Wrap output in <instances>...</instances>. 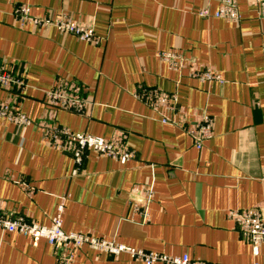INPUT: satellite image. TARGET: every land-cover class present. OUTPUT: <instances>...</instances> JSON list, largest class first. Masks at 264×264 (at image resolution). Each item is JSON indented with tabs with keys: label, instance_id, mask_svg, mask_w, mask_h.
<instances>
[{
	"label": "crops",
	"instance_id": "1",
	"mask_svg": "<svg viewBox=\"0 0 264 264\" xmlns=\"http://www.w3.org/2000/svg\"><path fill=\"white\" fill-rule=\"evenodd\" d=\"M236 1L237 22L200 17L221 0H0V65L28 85L21 96L0 90V102L32 121L19 128L0 118V211L49 227L64 205L66 233L212 264H264V245L255 257L231 217L264 214V18L253 0ZM21 7L92 29L95 41L21 22ZM163 53L184 62L174 67ZM206 70L221 80H198ZM65 87L83 114L49 107L47 94ZM157 94L175 98L176 110L153 105ZM203 115L214 134L198 149L187 129ZM44 123L125 141L135 159L121 165L89 151L78 168L45 139ZM59 262L46 240L0 230V264ZM72 264L145 263L85 248Z\"/></svg>",
	"mask_w": 264,
	"mask_h": 264
},
{
	"label": "built area",
	"instance_id": "2",
	"mask_svg": "<svg viewBox=\"0 0 264 264\" xmlns=\"http://www.w3.org/2000/svg\"><path fill=\"white\" fill-rule=\"evenodd\" d=\"M253 3L260 7L261 17L264 18V0H253ZM21 22H31L41 27H55L60 31L77 37L83 42L95 41V34L92 29L82 27L67 18L54 20L51 18L35 19L31 17L29 7H21L15 15ZM200 17L204 19L217 18L232 22L241 20L236 0H221L220 9L211 13L209 9L200 12ZM162 59L178 67L183 63V59L172 53H163ZM196 78L200 81H220L221 77L210 70L196 72ZM28 85L26 81L15 74L13 70L6 65H0V90L13 95H24ZM50 100L49 107L63 109L70 112L83 114L85 112L84 102L76 99L71 94L68 87L54 89L47 94ZM12 97V96H11ZM13 98V97H12ZM152 100L153 105L166 111H175L178 101L172 97L157 94ZM0 118L12 123L19 128H27L32 124L30 118L24 115L16 103L0 102ZM165 123L175 124L170 118L164 119ZM41 129L46 140H49L51 146L57 150L71 154L77 167L83 164V160L89 151H93L100 156L110 157L118 161L121 165H127L135 159V153L126 142L105 140L87 134H79L68 129L55 128L49 123L41 124ZM189 136L195 142L198 149H202L204 144L213 138L214 121L208 115H203L197 123L196 128L187 129ZM153 197V189L149 188L142 208L139 210L148 220V206ZM64 205H60L57 215L52 219L49 227H44L34 222L28 221L19 215H8L0 211V230L6 233H18L35 240L44 239L54 249L59 258V264H72L75 260V254L85 248L96 251H102L116 257L121 254H129L133 259L142 260L145 264H212L205 261L193 260L188 255L182 257H173L160 255L157 253L136 251L125 246H119L113 242L105 241L86 234L66 233L63 229ZM231 217L238 223L242 235L246 238L253 249L255 257H259L261 248L264 245V214L259 209H248L231 213ZM259 264V263H255Z\"/></svg>",
	"mask_w": 264,
	"mask_h": 264
}]
</instances>
